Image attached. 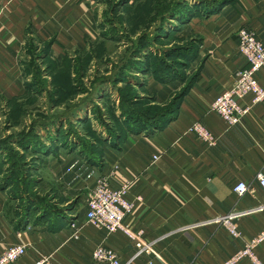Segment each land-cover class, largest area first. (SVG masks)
I'll use <instances>...</instances> for the list:
<instances>
[{"label": "crops", "instance_id": "0c3cea01", "mask_svg": "<svg viewBox=\"0 0 264 264\" xmlns=\"http://www.w3.org/2000/svg\"><path fill=\"white\" fill-rule=\"evenodd\" d=\"M215 3H206L189 23L200 35L203 60L173 121L128 133L121 144H102L103 157L94 162L82 151L64 153L63 146L51 145L42 153L50 162L44 182L55 196L48 211L11 214L12 187L0 185V255L11 245L26 244L28 252L15 264H106L92 258L104 244L129 264H224L264 229V210L257 211L264 191L256 179L264 173V102L236 125L208 110L246 65L238 31L247 27L264 42V0ZM98 9V0H0V102L21 100L27 93L22 53L39 45L59 58L95 40ZM258 78L264 85V70ZM252 98L241 102L250 104ZM197 121L215 134L216 145L189 131ZM116 164L118 180L132 182L128 198L135 206L125 222L143 230L152 252L137 255L135 242L123 232L108 235L85 220L89 192ZM240 181L254 192L239 196L233 188ZM233 210L239 212L233 222L242 238L233 237L223 223ZM256 253L264 262V244Z\"/></svg>", "mask_w": 264, "mask_h": 264}, {"label": "rangeland", "instance_id": "374dc122", "mask_svg": "<svg viewBox=\"0 0 264 264\" xmlns=\"http://www.w3.org/2000/svg\"><path fill=\"white\" fill-rule=\"evenodd\" d=\"M98 1V37L59 58L36 43L21 54L27 93L0 102V185L11 186L18 201L11 214L50 209L55 196L44 182L50 162L43 154L51 145L94 162L103 157L102 144L154 130L139 127L142 113H176L203 60L189 23L220 0ZM172 7L184 15L165 18Z\"/></svg>", "mask_w": 264, "mask_h": 264}, {"label": "built area", "instance_id": "2783aa9c", "mask_svg": "<svg viewBox=\"0 0 264 264\" xmlns=\"http://www.w3.org/2000/svg\"><path fill=\"white\" fill-rule=\"evenodd\" d=\"M238 39V49L246 65L237 70L232 86L221 92L208 108L210 112L220 115L229 125L241 123L243 118L250 114L254 105L264 102V85L258 78V74L264 70V42L255 31L247 27H242L238 31ZM248 95L253 96L251 103L243 104L241 100ZM189 131L194 132L209 146L216 145L217 137L202 122L193 123ZM158 158L159 155H154V160ZM119 169V164H116L108 174H102L97 179L87 197L85 220L108 235L123 232L135 242L138 249L137 255L141 252H152L151 244L144 239L143 230H133L125 222L126 216L133 211L135 202L128 198L132 182L119 181L117 178ZM256 179L264 191V173L258 172ZM233 190L239 196H243L248 192H254L255 189L248 182L240 181ZM136 199L141 200V197L138 196ZM263 210L264 204L257 208V211ZM238 213L233 210L223 219V223L233 237L242 238V231L233 222L234 218L239 216ZM262 244H264V229L245 241L243 247L224 264H237L245 259L253 264H264L256 253V248ZM27 252L28 245L26 244L11 245L0 255V264H15ZM92 258L95 262L106 264H129L123 263L118 252L104 244L95 248ZM42 263L43 260L37 262V264Z\"/></svg>", "mask_w": 264, "mask_h": 264}, {"label": "trees", "instance_id": "16d2710c", "mask_svg": "<svg viewBox=\"0 0 264 264\" xmlns=\"http://www.w3.org/2000/svg\"><path fill=\"white\" fill-rule=\"evenodd\" d=\"M172 13V15L174 14H179V15H184V12H181L178 8L176 7H172L171 10H168V13L167 15L165 14V18L168 17V15H170ZM181 102V101H180ZM180 104L178 105L177 107V110H176V113L175 111H167V113L165 114V119H155L154 117H151V116H147V115H144L143 113L139 116V120L141 121V123H139L138 121H136L139 125V127H142L143 126V123H146V124H150L152 127H155V128H163L165 127L168 123H170L171 121H173L175 119V117L177 116L178 114V111H179V107H180ZM135 122V123H136ZM134 131V130H132ZM10 185V184H9ZM8 185H6L7 187Z\"/></svg>", "mask_w": 264, "mask_h": 264}]
</instances>
